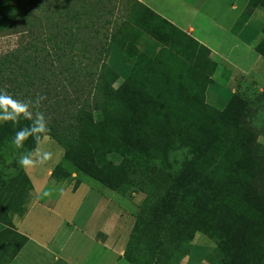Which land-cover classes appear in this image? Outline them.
<instances>
[{"label": "trees", "instance_id": "trees-1", "mask_svg": "<svg viewBox=\"0 0 264 264\" xmlns=\"http://www.w3.org/2000/svg\"><path fill=\"white\" fill-rule=\"evenodd\" d=\"M46 2L0 0V31L20 22L25 30H35V13ZM48 2L60 16L69 7L68 1ZM84 6L68 17L66 28L86 14ZM249 6L264 8V0H250ZM102 11L104 17L114 14L108 6ZM125 11L121 23L117 15L98 19L103 26L116 23L105 37L55 35L56 53L66 40L71 49L75 43L103 49L98 59L83 51L93 61L91 69L82 59L67 64L72 78L87 72L90 95L70 100L75 111L65 101L61 107L60 93L40 86L32 103L40 104L43 117L26 111L0 120V163L9 162L6 148L14 145L18 132L26 137L21 153L32 154L46 134L63 147L61 167L66 170L63 177L53 172L58 179L73 173L94 176L118 155L109 188L123 196L146 195L124 252L128 261L171 264L183 245L204 233L217 245L210 255L213 264H264V154L259 152L264 133L255 120L260 112L256 102H264V93L254 101L235 94L224 109L203 111L194 95L212 82L211 50L140 0ZM247 19L243 13L233 30L240 31ZM81 20L78 31L90 27ZM258 46L264 54V28ZM113 47L130 68L118 86L121 74L105 59ZM19 66L16 61L10 71L19 72ZM23 75L35 84L27 71ZM71 85L82 95L88 91ZM52 102L57 106L49 105L52 111L46 112L44 106Z\"/></svg>", "mask_w": 264, "mask_h": 264}, {"label": "rangeland", "instance_id": "rangeland-1", "mask_svg": "<svg viewBox=\"0 0 264 264\" xmlns=\"http://www.w3.org/2000/svg\"><path fill=\"white\" fill-rule=\"evenodd\" d=\"M34 1H39L40 3L47 1L41 4L35 13L39 19L35 24V30H25L24 24L20 22L12 29L0 31V78L1 75L4 77L0 81V94L11 96L17 102L26 105L27 114L30 117H43L45 113L38 108L40 104L37 102L32 103V95L35 94L36 98H38L40 86H42L43 89L51 90L52 93L55 91L58 94L60 93L61 107L65 106V101L67 102V107L70 106L76 111L77 109L71 106L69 102L73 98L75 99V96L84 98L85 94L90 95L88 94L90 90V77H87V72L84 71L79 75V79L72 78L68 72L67 64H70L72 59H75L78 63L82 59L84 63L88 62L86 68L91 69L93 61L92 59L84 58L83 51H85L87 56L98 59L97 57L100 56L99 53L103 49L100 46H97V48L89 47L87 43H75V47L71 49V42L66 40L68 44L63 43V50L56 53L53 48L56 41L54 39L55 35L58 34L60 38H63L62 35L67 32L73 36L80 34L81 36L79 37H85V34L87 36L92 35L94 38L105 37L112 29H115L116 23L113 22L110 25L103 26L102 22L101 24L98 23V19L101 21L109 18L114 20L117 15L119 18L117 20L121 23L122 16H125V7L132 5L133 1L136 0ZM48 1H68L69 7L62 11L63 15L60 16L57 11L59 8L54 7L55 10H53V3L49 5ZM166 1H169L170 6ZM175 1L177 0H165L167 8L173 13L177 11ZM27 2L29 6L34 3L33 1ZM84 3L85 6L83 8L86 14H81L71 22L69 21L70 23L67 24L68 28H66L65 21H67L68 17H72L76 13V10L80 9ZM107 6L113 9L114 14L105 17L101 16V12H104L102 11L103 8H107ZM229 17L230 19L232 18L231 15ZM78 18L82 19L80 21L81 24L88 23L90 27L85 26L78 31L76 28ZM70 27L73 28L71 29ZM209 28L212 29L211 26ZM261 30L262 28L260 27L259 32H262ZM105 59L121 74L119 81L116 83L118 86L126 78L130 72V68L124 64L121 53L114 47L111 53L105 54ZM16 61L20 65V69L19 72H17L18 70H13L14 73H12L10 69L14 67ZM26 71L31 78L34 77L32 79L35 84H29L28 81L30 79L25 78L23 75ZM8 78H11V80L7 81ZM83 81L86 83V86L82 85ZM71 84H77L88 91L82 95ZM49 105L57 106L53 102L44 106L46 112L52 111L49 110L51 107ZM256 106L260 112L257 114L259 117H256L255 120H257L258 124L262 125L261 132L264 133V102H256ZM259 140L261 142L259 152L264 154V135L260 136ZM18 149L15 144H9L6 148V154L10 157V160L7 164L0 163V231L4 232L2 237L9 238V240L14 237L21 238L16 233L18 231L24 232L33 238L35 237L47 242L55 251L59 250L64 241L67 240L62 252L64 258H68L73 264H95L94 258L96 256L92 253L95 241L91 240L90 234L96 235L97 239H101L103 233L99 230L89 229L87 231L90 234L87 235L82 231L74 230L73 235L69 239L67 236L75 229V224H82L85 221V217L89 214V208L86 204H84L80 211H78V208L82 206L87 192L92 187L98 190L113 191L109 188L108 184L121 160L120 157L112 155L109 162L94 176L73 173L68 177L58 179L53 172L56 171V174L58 173V175L63 177V169L65 168L61 166L65 150L52 136L46 134L32 154L28 151L21 153V150ZM45 152L51 153V157L44 164H41L40 161L43 159ZM23 154L29 155L36 162L35 166L27 169L20 166L18 161ZM16 159H18L17 162H14ZM51 179L61 183L68 182L67 190L61 193V184L59 183L57 186L51 184ZM34 183L39 184L42 190L44 189L43 195H45V192L50 193L46 195L47 199L44 202L41 200V204L37 202L39 198L35 191ZM111 193L119 201L121 208L119 213L123 214L116 224L120 223L122 225L126 237L129 235V241L140 206L146 195L138 191L127 196H123L115 191ZM55 199L58 200L57 205L54 204ZM91 220H94L91 223L92 226L100 224L98 216L97 218L93 217ZM103 220H106L105 216ZM116 224L113 223V227ZM216 246V242L213 239L204 233H198L192 242L181 247L171 264H213L210 255ZM107 255L112 258L115 257L111 252L107 253ZM48 258L49 264H66L61 259H57L54 254H50Z\"/></svg>", "mask_w": 264, "mask_h": 264}, {"label": "crops", "instance_id": "crops-1", "mask_svg": "<svg viewBox=\"0 0 264 264\" xmlns=\"http://www.w3.org/2000/svg\"><path fill=\"white\" fill-rule=\"evenodd\" d=\"M140 1L211 50L210 58L214 70L212 82L205 90L194 95L203 111L207 112L212 108L224 109L235 94L254 101L264 93V54L258 46L262 38L259 29L264 28L263 7L251 8L250 0H177V11L173 13L166 6H170L169 1H166L167 4L165 0ZM243 13H248L245 25L240 31H234L233 27ZM50 182L56 186L60 183L61 193L67 190L69 184L54 179ZM34 184L39 198L37 202L41 204V200L44 202L47 197L43 195L44 189L39 184ZM111 192L113 191L98 190L95 187L87 192L78 211L86 204L89 214L82 224H75V229L67 238L73 235L74 230L87 235L90 234L89 229L99 230L103 233L101 239L90 234L91 240L95 241L92 250L96 256L95 264H133L124 255L129 235L126 237L122 225L116 224L123 214L119 213V201ZM57 202L55 199L54 204L57 205ZM97 216L100 224L92 226L94 220L91 219ZM104 216L106 220H103ZM113 223L116 226L113 227ZM2 234L4 232L0 231V264H49L50 254L66 264H73L62 256L67 240L55 251L47 242L24 232L18 231L16 234L21 238L14 237L15 239L10 240L2 237ZM110 252L115 255L114 258L107 255Z\"/></svg>", "mask_w": 264, "mask_h": 264}, {"label": "clouds", "instance_id": "clouds-1", "mask_svg": "<svg viewBox=\"0 0 264 264\" xmlns=\"http://www.w3.org/2000/svg\"><path fill=\"white\" fill-rule=\"evenodd\" d=\"M27 111V106L24 104H21L14 100L11 96L0 94V112L3 113V115H0V120L7 121L9 119V116L11 114H23ZM25 136L22 133H16V136L14 138L13 143L19 148L22 145V142L25 140ZM51 157V153L45 152L43 159L40 161L41 164H44L46 161H48ZM19 165L23 168L27 169L29 167L35 166L36 162L30 158L29 155L23 154L19 161ZM50 193L45 192V195H49Z\"/></svg>", "mask_w": 264, "mask_h": 264}]
</instances>
